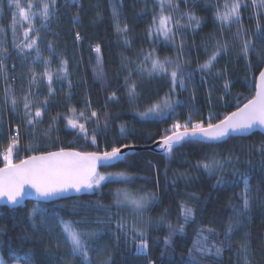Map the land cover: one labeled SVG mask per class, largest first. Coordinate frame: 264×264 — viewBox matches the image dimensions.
<instances>
[{"label": "trees", "instance_id": "trees-1", "mask_svg": "<svg viewBox=\"0 0 264 264\" xmlns=\"http://www.w3.org/2000/svg\"><path fill=\"white\" fill-rule=\"evenodd\" d=\"M225 2L231 4L233 0H173L179 7L174 10L166 7L165 14L171 12L173 20H180L182 27L174 28V40H165L162 35H149L148 31L153 17L159 15L158 0H117L118 23L121 28L127 25L126 35L117 31L112 0H57L53 6L55 14L47 27L41 25L39 17L34 20L44 58L52 63L54 92L49 95L48 82L42 76L45 66L40 68L33 59L21 56L15 46L24 40L27 22L17 23L14 37L11 23L16 10L9 0H0V27L4 29L0 32V46L7 49L5 56L0 57L4 61L0 70V167H3V149L17 129L20 142L13 153V162L60 148L94 152L110 150L113 145L143 147L159 140L175 120L184 122L189 115L193 120L205 119L211 112L215 122L243 106L255 95L259 71L264 69L261 62L264 40L258 39L256 32L258 22L264 30V8L253 7L251 0H243L247 7H241L240 23L221 25L214 14L218 8L224 10ZM187 12L200 19L199 26L194 22L189 24L184 15ZM77 32L81 36L79 41L75 38ZM245 39L251 40L256 49L250 50L247 58L241 53ZM217 41L227 42L228 50L218 57L210 72H202L199 65L208 59ZM97 45L102 78H97L94 72L98 68V54L94 50ZM150 52L161 60L177 61L179 57L184 71L187 86L183 89L178 86L172 94V99L180 103L171 116L142 118L139 115L171 88L168 76H149L139 70L138 66ZM61 60H67V69L70 67L66 79L55 75ZM33 71L37 74L36 83L30 80ZM133 83L136 95L130 97L128 89ZM6 89H9L7 101ZM29 92L32 114L37 107L42 113L34 126L27 123L23 103ZM112 93L115 98L110 99ZM12 95L17 98L15 108L10 102ZM72 108L84 111L85 116L97 112L99 122L93 118L86 123L88 139L67 126ZM94 130L96 144L90 139ZM262 144L264 134L254 132L222 141L183 143L170 155L165 151H137L101 168L100 172L124 173V176L111 177L99 189L82 196L40 201L39 207L47 213L44 225L37 215L34 226L28 215L38 201L30 200L20 207L0 206V255L7 264H12L10 257L22 260L25 253L31 256L32 264H65L66 261L76 264L67 255L58 215L64 220L81 222L79 227L97 233L90 241L92 264H101L105 259L110 264H244L240 250L243 243L249 245L247 256L251 264H264ZM212 157L221 161L231 157V161L224 164L222 171L209 174L198 162ZM218 179L223 182L218 183ZM244 179L248 181L250 201L246 211L242 208ZM118 189L149 194L153 199L138 215L129 206H117ZM182 204L194 209V216L187 222L181 215ZM230 218L240 223L230 239H225ZM118 223L124 224V228H118ZM134 224L146 234L148 248L144 252L137 250L140 237L133 232ZM180 225L182 232L178 230ZM208 227L216 230L214 235L205 233L209 235V246L223 242L225 250L220 257L204 256L195 250L194 241L200 229ZM166 238H169L167 244Z\"/></svg>", "mask_w": 264, "mask_h": 264}, {"label": "snow or ice", "instance_id": "snow-or-ice-1", "mask_svg": "<svg viewBox=\"0 0 264 264\" xmlns=\"http://www.w3.org/2000/svg\"><path fill=\"white\" fill-rule=\"evenodd\" d=\"M56 0H27L26 4H22L21 0H9V4L14 6L15 12L13 13V19L11 28L13 36L16 35V25L27 22V27L23 31L24 40L16 44V48L20 53H24L29 49H35L36 57L42 58L37 40L39 39V29L34 25V20L39 17L41 25L47 27L50 17L53 15V6ZM186 2V0H185ZM253 7L264 8V0H251ZM159 3V15L153 17L152 25H150L148 31L149 35H162L165 40H174V28L179 29L182 27L180 20H173L171 12L165 14V8L177 9L178 4H174L173 0H158ZM247 7L243 3V0H233L231 4L225 2L224 10L221 11L219 8L215 12V18L221 23V25H231L232 23H240L241 20V7ZM35 9V10H34ZM187 16L189 24L195 23L199 26L200 19L195 16L192 12L184 13ZM113 16H117L115 9H113ZM19 17V20H17ZM75 21V17L73 18ZM3 27H0V32H3ZM117 31L121 34H125L128 31V27L125 24L123 28L120 27L117 22ZM241 29L237 33V37H240ZM35 33L34 36L30 37V33ZM257 38L264 40V30L261 29L259 22L256 25ZM76 40L81 39L80 34L76 33ZM127 44L128 41L125 40ZM52 46L49 43V49ZM183 44L181 43V51ZM97 56L98 68L94 69L97 78L103 77V69L100 66L102 61L99 57L100 46L97 45L94 49ZM228 50L227 42L221 43L217 41L214 50L208 56V59L199 68L202 72L211 71L218 57ZM250 50L255 51V46L251 40H243L241 46V53L245 58L248 57ZM7 49L0 46V57L5 56ZM45 69L42 76L46 78L48 82L49 95H52L54 90L52 88L54 73L50 70V59L43 58ZM177 61H172L168 58L161 60L156 57L154 53L150 52L145 56L144 62L138 66L141 72H147L149 76H168L170 78L171 88L169 93L163 98L159 99L146 111L139 113L142 118L147 117H165L171 116L175 113L176 106L180 103L178 100L172 99V94L175 93L176 88L179 86L181 89L187 86L184 71L181 64ZM261 62H264V56H261ZM150 63V66H148ZM61 67L55 73L57 78H67V60H61ZM4 68V61L0 58V70ZM220 75V73H218ZM126 82L128 77L125 78ZM31 83H36V74L33 71ZM69 85L71 82L69 81ZM228 87V83L225 82V88ZM129 96L133 97L136 95L135 83L129 85ZM30 95L25 94L23 97L25 116L27 123L30 126H34L42 113L39 107H37L34 115L31 112L32 104L30 102ZM6 101L9 99V89L5 90ZM115 98V93H112L110 99ZM10 102L15 108L17 104V98L12 95ZM44 105H47L45 100ZM71 115L67 117V126L71 127L82 134L85 139L89 138V131L86 127L87 121L96 118L98 121V114L96 111H92L89 116H85L84 111L77 112L75 108L70 109ZM55 117L53 119H57ZM81 120L85 121L84 123ZM264 129V69L259 71L258 81L256 83L255 95L247 100L243 106H238L235 111L227 113L222 119L215 120L212 113L210 112L205 119L193 120L192 116L189 115L188 119L184 122L175 120L167 129L164 130V134L160 137V147L164 149L166 154H171L174 148L182 146L183 143L190 142H215L222 141L226 138L233 137L235 135H243L251 131L254 128ZM47 135V133H45ZM91 143H97V135L95 130L90 137ZM20 142V134L17 129L15 134L9 137V142L6 148L3 149V167H0V202L12 205L21 206L23 205L26 198L35 196L37 198V206L30 209L28 215L33 219L35 226V217L39 215L41 225L47 223V213L44 208L39 207L40 201H54L59 198L65 197L67 194L75 192H92L99 189L103 182L108 181L113 176H124V173H106L98 170L101 166H109L114 161L121 160L124 156L121 147L115 145L109 149L103 151L94 152H80L72 149L60 148L54 152H41L38 155H30L24 159H20L19 162H13V153L18 149ZM122 147H128L124 145ZM29 148H32L29 145ZM34 150V149H33ZM262 158H264V144L260 146ZM231 161L229 157L226 161H221L212 157L204 161L198 162V166L202 167L209 174L216 171H222L224 164ZM218 183L223 181L218 179ZM244 195H243V210H247L250 205L248 197V181L244 179ZM153 197L149 194L137 195L128 190H117L116 192V204L117 206L126 205L132 208V210L138 215L141 214L148 206ZM194 209L187 205H181V215L185 222L194 216ZM241 213H237L240 216ZM57 223L60 227V233L64 238V243L67 246V255L71 256L76 264H92L90 253L93 249L90 247V241L97 235L96 232L87 231L79 227L81 222L64 220L57 215ZM239 220L233 221L231 218L226 223L224 232L225 239H230L239 227ZM118 228H124V224L118 223ZM169 228L172 229L171 224ZM179 231H183V225L179 226ZM133 232L140 237V243L137 245V250L144 252L148 248L145 232L138 228L135 224L133 225ZM216 234L214 228H202L199 231L197 240L194 241L195 250L204 256H215L220 257L224 252V247L220 244H213L209 246L207 241L209 235ZM137 237L133 236V240ZM165 243H169V238L165 239ZM57 247H60L57 244ZM249 245L243 243L240 245V250L244 254V264H251L248 259ZM190 253L192 250H189ZM12 264H32L31 256L25 253L22 260L15 256L10 257ZM0 264H7L2 257H0ZM65 264H71L66 261ZM101 264H110V260L105 259ZM151 264V262H150Z\"/></svg>", "mask_w": 264, "mask_h": 264}, {"label": "water", "instance_id": "water-1", "mask_svg": "<svg viewBox=\"0 0 264 264\" xmlns=\"http://www.w3.org/2000/svg\"><path fill=\"white\" fill-rule=\"evenodd\" d=\"M258 81V80H257ZM254 132H262L264 134V129L262 128H254L252 129L251 131L247 132V133H244L243 135H235L236 136H243V137H246L248 135H251L252 133ZM204 143H209V142H204ZM122 148V152L124 153V156L123 158L127 157L128 155H131L132 153H136L137 151H142L143 150H152V151H156V152H164V149L160 147V139L159 140H156L154 143L150 144V145H146V146H138V145H128V147H121ZM58 151V150H56ZM77 151V150H75ZM54 152V151H52ZM38 155V154H37ZM122 158V159H123ZM121 159V160H122ZM120 160L118 161H114L111 165L119 162ZM110 166V165H109ZM103 167H106V166H101L98 168V170L100 171L101 168ZM86 192H82V193H75V192H72V193H69L67 194L65 197L63 198H59V199H56L54 201H57V200H60V199H64V198H70V197H75V196H82L84 195ZM37 201V198L33 195L31 197H28L25 199L24 203L25 204L26 202L28 201ZM43 202H50V201H43ZM0 206H12V205H9V204H6V203H3V202H0ZM22 206V205H21ZM14 207H20V206H14Z\"/></svg>", "mask_w": 264, "mask_h": 264}, {"label": "rangeland", "instance_id": "rangeland-1", "mask_svg": "<svg viewBox=\"0 0 264 264\" xmlns=\"http://www.w3.org/2000/svg\"><path fill=\"white\" fill-rule=\"evenodd\" d=\"M57 1V0H56ZM21 3L23 4V2L21 1ZM117 0H112V7H113V9H115V11H116V13H117V16H115L114 18H115V20H116V22H118V19H119V9H118V7H117ZM112 9V10H113ZM55 13H53V15H54ZM52 15V16H53ZM51 16V17H52ZM50 17V18H51ZM31 36H34V32L33 33H30V37ZM40 40L38 39L37 40V45H38V47H39V50H40V53H41V57L42 58H37L36 57V51H35V49H29V50H27L26 52H24V53H22L21 54V56H23V57H27V58H31V59H33L32 60V62L34 61V63L35 62H37L38 64H39V66L38 67H40L41 68V66H45L44 65V56H45V54L43 53V49H42V47H41V45H40V42H39ZM30 59V60H31ZM51 61V60H50ZM43 64V65H42ZM52 63H50V66H49V68L52 66L51 65ZM41 65V66H40ZM37 67V68H38ZM67 70H70V67L67 69ZM36 74V73H35ZM37 75V74H36ZM32 76V75H31ZM54 77V76H53ZM32 79V77L30 78V80ZM0 257H1V255H0Z\"/></svg>", "mask_w": 264, "mask_h": 264}]
</instances>
